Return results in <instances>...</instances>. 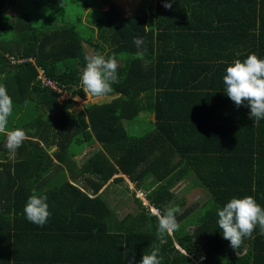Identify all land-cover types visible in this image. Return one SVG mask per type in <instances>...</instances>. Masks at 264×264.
Masks as SVG:
<instances>
[{"label": "trees", "instance_id": "1", "mask_svg": "<svg viewBox=\"0 0 264 264\" xmlns=\"http://www.w3.org/2000/svg\"><path fill=\"white\" fill-rule=\"evenodd\" d=\"M98 1L110 8L97 9L102 18L91 14L82 33L80 15L72 23L42 16L72 8L70 0H0V84L13 100L9 129L29 137L10 152L0 135V264H95L98 243L109 256L123 244L119 264L133 257L140 264L160 242L156 215L138 193L161 211L182 210L186 199L173 192L182 180L210 198L177 214L179 230L160 245L162 264H264L258 227L234 250L217 224V209L232 198L252 196L264 208V120L250 119L246 104L237 108L223 84L236 59L253 53L264 59V0H174L170 10L163 6L169 0H156L149 15L128 18L115 0ZM84 4L98 8L96 0ZM136 38L143 39L141 48ZM86 44L106 58L115 54L119 64L127 58L111 93L118 97L75 113L74 98L85 96ZM38 68L70 97L61 101L62 92L43 87ZM148 115L155 119L143 136L134 133L147 127L124 125ZM95 143L100 147L78 162ZM121 173L136 186L126 184L120 195L132 193L124 200L141 210L128 212L116 228L99 192L111 180L122 183L114 179ZM33 191L47 196L51 216L43 227L23 211Z\"/></svg>", "mask_w": 264, "mask_h": 264}, {"label": "clouds", "instance_id": "2", "mask_svg": "<svg viewBox=\"0 0 264 264\" xmlns=\"http://www.w3.org/2000/svg\"><path fill=\"white\" fill-rule=\"evenodd\" d=\"M172 2L174 0H169L163 6L170 10ZM133 43L137 48H141L144 41L142 38H136ZM137 55L142 56L143 53L138 52ZM85 60L86 65L80 77L83 92L94 98L107 97L114 91L113 85L118 83L119 63L115 54L106 58L105 55L97 53L86 57ZM40 71L45 73L43 69L38 68V76ZM223 84L225 94L237 108L246 104L250 108V119L254 118L256 122L264 120V59L254 53L249 54L243 61L236 59L226 68ZM12 115L13 100L8 95L6 87L0 84V135L6 137L7 149L15 152L29 137L20 128L9 129V118ZM46 201V195H38L33 191L23 210L29 222L40 227L47 223L51 212ZM149 211L156 215L158 221L156 236L160 243L151 246L150 253L142 256L140 264H162L160 245L164 243L166 236H171L179 230L180 224L176 216L182 210L176 205L168 207L165 211L152 206ZM217 216L222 237L234 250L241 248L244 240L251 238L257 227L260 234L264 235V208L252 196L230 199L222 208L217 209ZM184 254L189 255L187 250ZM128 264H136L135 258L130 259Z\"/></svg>", "mask_w": 264, "mask_h": 264}, {"label": "rangeland", "instance_id": "3", "mask_svg": "<svg viewBox=\"0 0 264 264\" xmlns=\"http://www.w3.org/2000/svg\"><path fill=\"white\" fill-rule=\"evenodd\" d=\"M74 5H71L72 8H64L63 10L59 11L58 9L53 10L52 13H47L46 14H42L46 16V18H50L52 17L53 14V18L54 21H60L63 19L64 22H68V23H72L75 22L76 19L78 18V16H82V24L79 27V31L83 33V31H85L87 28V18L91 17V14H94V18H102V15L99 14L100 12L97 11V9H101L104 12H107L110 8V6H105V5H100V2L98 0H96V3L98 4V8H94L92 7L93 5H90L87 10L84 9V3L85 0H70ZM115 6L118 7V9L121 12V15H124V18L127 17H131L134 14H142V13H151L153 6L156 4L155 0H115L114 2ZM150 10V11H149ZM11 14H14L13 12H11ZM61 15H64L65 17L63 18ZM11 19L13 18L12 15H10ZM45 21V19H44ZM88 34V33H87ZM86 34V35H87ZM94 39H97V37L95 36ZM86 46V50L87 52L90 54V56L95 55L96 52L93 51V48H90L89 45H85ZM108 47V51L111 50L112 45L109 43L107 45ZM105 50V47H103ZM107 54V53H106ZM103 54V55H106ZM124 57V60H120L122 63L119 64V67H122L124 62L126 61L127 56H122ZM114 98H116V95L110 94L107 97L104 98H94L90 95H86L82 96V98L80 96H77L74 98V104L71 108V110L75 113L79 112L80 110L84 109V105H88V104H94V103H106V102H111V100H113ZM63 99H61L62 101ZM143 117H146V114H142ZM147 120H136V121H131V122H126L124 123V125H126L127 129L132 130V131H137L140 128L143 127H147L146 129H143V131H141V134L138 133H134V135L137 136H143V134L147 133L149 128L148 127L150 125V122L153 121V115H148ZM100 147V145L98 143H95L93 145H91V147H88L85 149V151L83 152V154H80L79 156H77V161L78 162H82L83 160L87 159L88 157H90L91 155V151L94 149H98ZM55 151V148L52 147L51 149L48 150V152L50 154H53V152ZM55 171V170H54ZM52 173H49L48 176H50ZM197 180H195L196 182ZM197 183V182H196ZM123 185V184H122ZM121 185V186H122ZM131 186V190L135 189L134 184H128ZM116 190L118 191H123L122 188H116ZM192 190V193H191ZM174 192L177 194H179L180 196H182L183 198H185L186 200V205L185 207L182 209L181 212H184V210L193 208L194 210L200 208L203 204H205L210 196L208 195V193H206L205 191L201 190V189H197L194 187V183L190 184L185 180H182L181 183L177 186V188L174 190ZM125 195H122V197H124ZM146 195H143L142 193L138 194V197L140 199H142L143 201H145V204H147V200L145 198ZM116 197V196H114ZM120 197V198H122ZM103 198L105 199L106 202H108L107 200V191L104 193ZM109 203V202H108ZM130 205L128 206L129 210H133V208L135 207L134 202L130 201L129 202ZM128 203V204H129ZM113 206L116 207H121V203L120 202H112L111 203ZM126 204V205H128Z\"/></svg>", "mask_w": 264, "mask_h": 264}, {"label": "crops", "instance_id": "4", "mask_svg": "<svg viewBox=\"0 0 264 264\" xmlns=\"http://www.w3.org/2000/svg\"><path fill=\"white\" fill-rule=\"evenodd\" d=\"M156 1V0H155ZM150 11V10H149ZM142 14H144V13H142ZM148 15H149V13H147ZM208 15H212V13H210V14H208ZM128 18V17H127ZM218 26V25H217ZM225 25L223 24V26L222 27H224ZM225 30H220L219 32H218V34H222V33H225L224 32ZM239 33V35H242V34H245V33H243V32H238ZM226 39V37L224 36L223 38H220V40H219V42H220V44H226V42L224 41ZM248 45L250 44V42H248L247 43ZM113 95H116V94H113ZM118 97V95H116V98ZM116 98H114V99H116ZM113 99V100H114ZM112 101V100H111ZM153 118H154V115H153ZM155 119V118H154ZM154 119H153V121H154ZM116 178H123L124 179V181L122 182V183H119V184H115V185H111L110 184V182L112 181H110L106 186H104V188L99 192V194L101 193V195L103 196L104 195V193L107 191V200H108V202H109V207H110V209H111V211H114V212H112V214L111 215H109V216H107L108 217V222L110 223V225L111 226H114V227H116V228H118V227H122V225L120 224V223H123L124 222V219H125V215L128 213V212H134L135 214L136 213H138L139 214V212H140V210H141V208H140V206H139V204L137 205L136 204V202H134V205H135V207L133 208V210H129V208H128V206L130 205V201H125L124 200V197L125 198H128L129 196H132V193H129V194H126L124 197H122V195H120V193L121 192H123V191H118V190H116V188H124L125 186H127L126 184H131V183H133L131 180H130V178H129V176H126V175H123L122 173L121 174H118V175H115L114 176V179H116ZM181 182H179V183H177L175 186H174V188H173V192H174V190L177 188V186L180 184ZM123 184V185H122ZM133 184H135V183H133ZM122 185V186H121ZM136 186V184L134 185V187ZM198 189V188H197ZM128 190H131V186L129 185V189ZM144 192V191H143ZM206 193H208L207 191H205ZM142 193V192H141ZM146 193V192H145ZM148 193V192H147ZM146 193V194H147ZM175 193V192H174ZM191 193H192V190H191ZM139 194V193H138ZM143 195H145V194H143ZM208 195H209V193H208ZM94 196H96V195H94ZM114 196H116V197H114ZM91 197H93L92 195H91ZM120 197H122V198H120ZM138 197V196H137ZM112 202H120L121 203V207H116V206H113L111 203ZM129 203V204H128ZM126 204H128V205H126ZM149 206V207H148ZM152 206L154 207V205L153 204H151V202H149V201H147V204H145V201H143V207H145L146 209H147V212H148V210L149 209H151L152 208ZM154 208H156V207H154ZM142 240H144V239H142ZM93 241H99V239H97V240H94L93 239ZM68 245H70V244H68ZM98 248H97V250H96V253H95V256L96 255H98L97 257H95V259H96V261H94L95 262V264H99V262L100 263H102V262H104L103 261V259H105L107 262L105 263V264H110L111 262H112V264H119V259H121V258H126V255H120V249L121 248H124V245L123 244H119V246H118V250H117V252L119 253V255H113V256H109V255H104V250H102V248H101V246H100V243H98ZM30 248V245L29 246H26L25 248H23V249H29ZM124 252L126 253V250L124 249ZM123 252V253H124ZM41 253H43V251L41 252ZM124 253V254H125ZM148 253H150V252H148ZM54 254V253H53ZM133 255H134V253H132ZM50 255H52V254H50ZM33 258V257H32ZM114 259V260H113Z\"/></svg>", "mask_w": 264, "mask_h": 264}, {"label": "built area", "instance_id": "5", "mask_svg": "<svg viewBox=\"0 0 264 264\" xmlns=\"http://www.w3.org/2000/svg\"><path fill=\"white\" fill-rule=\"evenodd\" d=\"M38 81L41 82V85L43 87H49L51 89H53L54 91H59V92H62V99H66L68 97H70L67 93V91H64L62 90L58 84L56 82H54L53 80H50L49 78L46 77L45 73L43 71H40L39 72V76H38ZM87 105L85 104L84 105V108L86 107Z\"/></svg>", "mask_w": 264, "mask_h": 264}]
</instances>
